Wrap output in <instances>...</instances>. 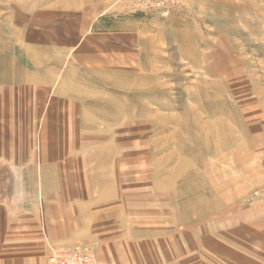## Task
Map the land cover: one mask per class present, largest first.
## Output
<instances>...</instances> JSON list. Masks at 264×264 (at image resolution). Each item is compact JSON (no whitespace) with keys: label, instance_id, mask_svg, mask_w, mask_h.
Returning a JSON list of instances; mask_svg holds the SVG:
<instances>
[{"label":"rangeland","instance_id":"1","mask_svg":"<svg viewBox=\"0 0 264 264\" xmlns=\"http://www.w3.org/2000/svg\"><path fill=\"white\" fill-rule=\"evenodd\" d=\"M0 75V201L68 157L203 222L201 264H264V0H0Z\"/></svg>","mask_w":264,"mask_h":264},{"label":"crops","instance_id":"2","mask_svg":"<svg viewBox=\"0 0 264 264\" xmlns=\"http://www.w3.org/2000/svg\"><path fill=\"white\" fill-rule=\"evenodd\" d=\"M0 77V84L8 83L7 76ZM37 78L25 85L42 86ZM71 159L61 166L50 158V173L43 162L35 176L39 189L31 199L10 176L0 201V264H46L50 246L71 248L80 242L97 246V264H201L205 250L213 253L203 222L177 224L171 217H157L156 203L150 206L147 199L145 204L138 193L126 195L124 179L116 172L104 177L76 173L68 162L76 159ZM252 210L254 215L245 213L247 221L264 214V204L247 213Z\"/></svg>","mask_w":264,"mask_h":264},{"label":"built area","instance_id":"3","mask_svg":"<svg viewBox=\"0 0 264 264\" xmlns=\"http://www.w3.org/2000/svg\"><path fill=\"white\" fill-rule=\"evenodd\" d=\"M49 264H94V257L91 252L74 253L64 251H52L48 259Z\"/></svg>","mask_w":264,"mask_h":264},{"label":"bare ground","instance_id":"4","mask_svg":"<svg viewBox=\"0 0 264 264\" xmlns=\"http://www.w3.org/2000/svg\"><path fill=\"white\" fill-rule=\"evenodd\" d=\"M80 1V0H79ZM229 76V75H228ZM225 86V85H224ZM223 88V87H222ZM224 90V89H223ZM258 94V93H257ZM260 94V93H259ZM218 95V94H217ZM261 95V94H260ZM225 130V129H224ZM244 145V144H243Z\"/></svg>","mask_w":264,"mask_h":264}]
</instances>
